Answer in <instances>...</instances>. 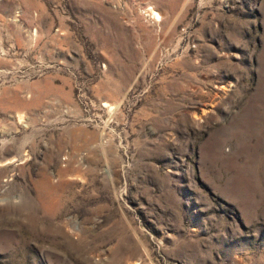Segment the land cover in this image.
Masks as SVG:
<instances>
[{"label":"rangeland","instance_id":"rangeland-1","mask_svg":"<svg viewBox=\"0 0 264 264\" xmlns=\"http://www.w3.org/2000/svg\"><path fill=\"white\" fill-rule=\"evenodd\" d=\"M0 264H264V0H0Z\"/></svg>","mask_w":264,"mask_h":264},{"label":"bare ground","instance_id":"bare-ground-1","mask_svg":"<svg viewBox=\"0 0 264 264\" xmlns=\"http://www.w3.org/2000/svg\"><path fill=\"white\" fill-rule=\"evenodd\" d=\"M151 11H152V14H153L154 17L160 18V14L157 11H155L153 9Z\"/></svg>","mask_w":264,"mask_h":264}]
</instances>
